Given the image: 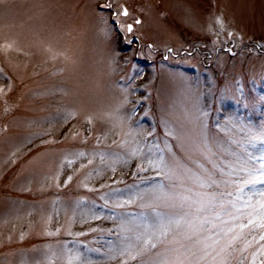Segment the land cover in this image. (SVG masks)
I'll return each instance as SVG.
<instances>
[{"label":"rangeland","instance_id":"obj_1","mask_svg":"<svg viewBox=\"0 0 264 264\" xmlns=\"http://www.w3.org/2000/svg\"><path fill=\"white\" fill-rule=\"evenodd\" d=\"M0 76V264H152L110 251L153 218L146 190L231 191L185 169L222 179L205 141L231 160L239 125L264 127V0H6ZM236 232L229 264H264V230Z\"/></svg>","mask_w":264,"mask_h":264},{"label":"snow or ice","instance_id":"obj_2","mask_svg":"<svg viewBox=\"0 0 264 264\" xmlns=\"http://www.w3.org/2000/svg\"><path fill=\"white\" fill-rule=\"evenodd\" d=\"M0 5H6V0H0ZM107 7L111 8V5ZM123 14H128L126 8ZM127 30L131 32L132 25H127ZM239 129L242 133L246 131L247 135L232 141L239 150L229 151L231 160H212L216 154L211 146L207 141L203 146L202 150H206L213 169L218 171L222 179H216L202 164L199 167L203 174L185 169L187 178L199 189L223 186L225 189L231 188V191H194L188 188L178 192L174 183L170 186H166L163 181L154 184L151 189L146 190L151 193L152 199L148 204L142 205L152 207L153 218L142 214L138 220H122L121 246L118 250L110 251L136 260L144 251L159 249L155 251L152 264H229V249L239 238L237 228L264 230V127L256 131L241 124ZM257 142L262 145L259 155L249 151V146L254 147ZM135 154L134 151L133 155ZM148 164L153 169H158L157 174L165 180L171 182L174 179H184L169 168L163 158L149 160ZM180 187H183V183ZM143 195L144 193H137L136 199H142ZM125 203H131V200ZM159 204L173 211L161 212ZM245 219L247 223H243ZM260 239L264 240V235ZM49 264H52L51 260ZM67 264L94 262L84 260L79 252L73 254L69 251Z\"/></svg>","mask_w":264,"mask_h":264},{"label":"trees","instance_id":"obj_3","mask_svg":"<svg viewBox=\"0 0 264 264\" xmlns=\"http://www.w3.org/2000/svg\"><path fill=\"white\" fill-rule=\"evenodd\" d=\"M3 80H4V79L1 78V76H0V81H1V83H4V84H5V82H4Z\"/></svg>","mask_w":264,"mask_h":264}]
</instances>
